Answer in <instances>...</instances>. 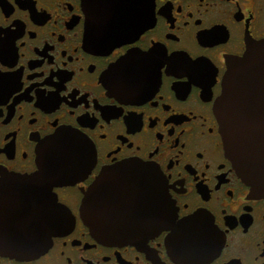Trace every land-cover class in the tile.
<instances>
[{
  "label": "flooded vegetation",
  "instance_id": "flooded-vegetation-1",
  "mask_svg": "<svg viewBox=\"0 0 264 264\" xmlns=\"http://www.w3.org/2000/svg\"><path fill=\"white\" fill-rule=\"evenodd\" d=\"M105 1L104 24L126 38H93L83 0H0V234L47 242L0 245V264H264V197L226 156L215 111L227 60L264 38V0ZM63 128L93 163L40 178V145ZM141 165L160 198L154 180L139 186ZM102 171L93 205L132 235L99 236L81 215Z\"/></svg>",
  "mask_w": 264,
  "mask_h": 264
},
{
  "label": "water",
  "instance_id": "water-1",
  "mask_svg": "<svg viewBox=\"0 0 264 264\" xmlns=\"http://www.w3.org/2000/svg\"><path fill=\"white\" fill-rule=\"evenodd\" d=\"M105 4V0H83L89 26L99 31L92 34L93 38L100 43L105 39L115 42L126 38L127 35L116 31V25L109 27L104 24L105 19L101 12ZM109 19L112 18L107 20ZM106 27L111 30L105 31ZM215 111L220 122L226 156L231 160L239 177L250 187V191L256 196L264 197V38L252 42L242 55L227 60ZM38 156L40 178L69 182L77 180L78 173L90 168L95 154L83 135L63 128L41 143ZM139 171V186H143L142 181L154 180L155 195L160 198L158 173L154 174L153 168L148 169L143 165ZM105 176L106 172L102 171L86 192L80 209L81 215L87 218L91 230L99 236L118 235L120 230L127 233L132 230V235L137 226L134 230V225H128L126 218L121 216L107 219L103 213L105 205H93L96 200L98 203L101 201L102 196L98 191L103 186ZM106 208L109 212L113 210L111 213L117 212L115 206L106 205ZM156 211L159 212L158 209ZM35 212L29 210L27 219L34 218ZM42 212L46 218L47 212ZM15 218L20 220L24 217L18 214ZM9 227L11 226L4 225L1 229ZM16 227L20 229V224ZM145 229L157 231L161 226ZM0 235L7 237L0 242L1 246L22 255L37 254L47 243L44 239L30 238V234L26 236L18 232H4Z\"/></svg>",
  "mask_w": 264,
  "mask_h": 264
}]
</instances>
